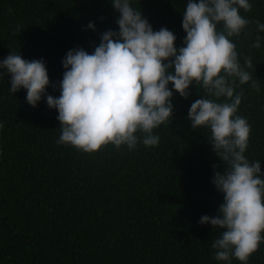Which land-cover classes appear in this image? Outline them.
I'll return each instance as SVG.
<instances>
[{"label":"trees","instance_id":"trees-1","mask_svg":"<svg viewBox=\"0 0 264 264\" xmlns=\"http://www.w3.org/2000/svg\"><path fill=\"white\" fill-rule=\"evenodd\" d=\"M130 3L154 31L167 28L175 47L183 46L188 0ZM249 3L252 9L240 14L251 23L230 39L242 66L251 58L247 70L259 91L237 80L234 94L243 93L236 115L251 126L245 156L259 160L264 173V32L256 26L264 24V0ZM118 18L111 0H0V61L9 53L43 60L46 93L58 98L67 52L92 54L103 33L119 31ZM257 36L258 49L251 46ZM0 73V264H229L216 260L212 248L224 230L199 223L223 203L212 180L224 164L209 143L210 129H193L187 118L195 100L225 97H210L193 83L185 99L170 83L173 116L153 129L158 145L109 144L87 153L57 143L58 111L46 96L32 107L26 89L12 93L10 74ZM230 264L241 262L233 257ZM247 264H264V242Z\"/></svg>","mask_w":264,"mask_h":264},{"label":"clouds","instance_id":"clouds-1","mask_svg":"<svg viewBox=\"0 0 264 264\" xmlns=\"http://www.w3.org/2000/svg\"><path fill=\"white\" fill-rule=\"evenodd\" d=\"M111 4L119 13V31L103 33L92 54L83 48L67 52L58 98L46 93L50 81L44 61H28L13 53L0 61V69L11 76L10 91L26 89L32 107L46 96L48 107L58 111L57 143L87 153L109 144L117 149L127 145L129 150L138 142L158 145L153 129L172 118L173 90L187 99L195 83L210 97H225L222 103L197 99L187 114L193 129H210L209 143L224 164L223 172H215L212 180L223 194V203L216 216L204 215L199 223L224 230L212 244L216 260L230 264L234 257L247 264L264 242V173L259 160L250 162L245 156L251 126L236 115L243 93H234L237 80L239 85L251 81L257 91L259 80H252L247 70L253 67L250 57L240 64L230 38L251 23L240 9L248 12L253 5L249 0H188L182 20L186 37L177 49L173 32L163 27L154 31L130 0H111ZM218 25H222L219 30ZM256 26L264 32L259 20ZM87 27L95 30L91 22ZM260 39L257 36L251 46L260 48ZM137 131L145 135L138 138Z\"/></svg>","mask_w":264,"mask_h":264}]
</instances>
